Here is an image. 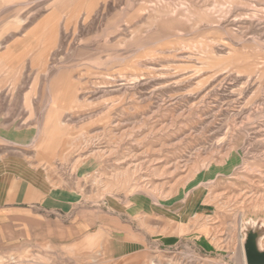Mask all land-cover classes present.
<instances>
[{"label":"rangeland","instance_id":"1","mask_svg":"<svg viewBox=\"0 0 264 264\" xmlns=\"http://www.w3.org/2000/svg\"><path fill=\"white\" fill-rule=\"evenodd\" d=\"M242 222L264 0H0V264H244Z\"/></svg>","mask_w":264,"mask_h":264},{"label":"water","instance_id":"2","mask_svg":"<svg viewBox=\"0 0 264 264\" xmlns=\"http://www.w3.org/2000/svg\"><path fill=\"white\" fill-rule=\"evenodd\" d=\"M243 242L244 254L247 264H264V247L262 237L264 230L259 224L246 225Z\"/></svg>","mask_w":264,"mask_h":264},{"label":"bare ground","instance_id":"3","mask_svg":"<svg viewBox=\"0 0 264 264\" xmlns=\"http://www.w3.org/2000/svg\"><path fill=\"white\" fill-rule=\"evenodd\" d=\"M246 225L244 222L241 223V227H240V232H241V244H243L244 239H245V233H244V229H245ZM243 254H244V250H243ZM244 264H247L246 259H245V254H244Z\"/></svg>","mask_w":264,"mask_h":264}]
</instances>
